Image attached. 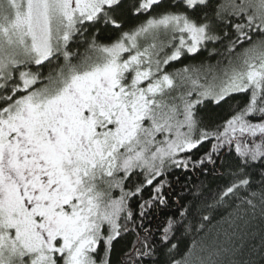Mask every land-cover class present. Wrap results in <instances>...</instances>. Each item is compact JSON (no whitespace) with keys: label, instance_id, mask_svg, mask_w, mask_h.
Listing matches in <instances>:
<instances>
[{"label":"snow or ice","instance_id":"snow-or-ice-1","mask_svg":"<svg viewBox=\"0 0 264 264\" xmlns=\"http://www.w3.org/2000/svg\"><path fill=\"white\" fill-rule=\"evenodd\" d=\"M0 264H264V0H0Z\"/></svg>","mask_w":264,"mask_h":264}]
</instances>
